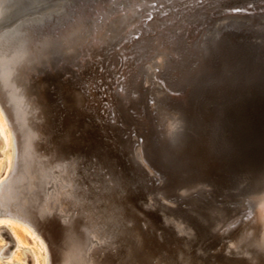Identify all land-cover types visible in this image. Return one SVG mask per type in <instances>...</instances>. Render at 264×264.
<instances>
[{"label": "water", "instance_id": "95a60500", "mask_svg": "<svg viewBox=\"0 0 264 264\" xmlns=\"http://www.w3.org/2000/svg\"><path fill=\"white\" fill-rule=\"evenodd\" d=\"M180 1H0L30 52L38 148L75 168L115 235L92 264H264V14ZM95 62L116 80L97 107ZM41 219L57 259L83 234L80 218Z\"/></svg>", "mask_w": 264, "mask_h": 264}, {"label": "bare ground", "instance_id": "6f19581e", "mask_svg": "<svg viewBox=\"0 0 264 264\" xmlns=\"http://www.w3.org/2000/svg\"><path fill=\"white\" fill-rule=\"evenodd\" d=\"M1 10L0 3V16ZM13 29L12 25L0 26V142L7 149L0 158V216L22 221L45 246L32 249L25 241L28 228L3 222L0 234L9 241L0 243V257L13 243L15 250L8 254L11 264L22 263L21 250L25 258L30 254L33 264H92L91 251L106 244L113 246L115 235L86 204L75 168L62 159H50L38 148L37 109L24 94L21 82L30 52L28 46L12 41ZM259 203L264 212V198ZM51 213L60 214L67 224L80 218L78 227L83 232L67 238L58 259L39 222Z\"/></svg>", "mask_w": 264, "mask_h": 264}, {"label": "rangeland", "instance_id": "374dc122", "mask_svg": "<svg viewBox=\"0 0 264 264\" xmlns=\"http://www.w3.org/2000/svg\"><path fill=\"white\" fill-rule=\"evenodd\" d=\"M1 1V0H0ZM12 2V0H11ZM187 2L184 0L183 2L180 1L179 3L175 4L174 7V11H176L177 13H181L183 11V8L185 6V8H187ZM230 5V6H228ZM239 6L242 5L244 6L243 8L247 9L246 12L248 13H253V12H262V14H264V0H232L228 3H223L222 7L228 8L231 6ZM254 7H257L256 9ZM255 10H254V9ZM87 58V57H84ZM83 58V59H84ZM93 67L95 68H91L88 71L83 72L82 74L85 76V80L89 83H91V85H93V83H97V87L99 88H90V90L87 92L88 94V101H90L95 107H97L98 103H109L110 102V92L112 91V89L115 86V77H110L107 75V73L105 72V69H112V65L107 66L106 68H104V66H101L98 62H95L93 64ZM3 113V112H2ZM5 124V132L9 131V127L6 123V121H4ZM7 149H4L1 142H0V158L2 159L1 154L6 152ZM1 169V167H0ZM5 216H0V226H2L1 223L5 222V223H9V224H17L18 226L21 228H25L27 229V232L29 233V235L27 234V236L25 237V241L27 246L32 247V249H41V247L44 245L45 243L43 241V239H41V237L39 235H37V233L35 231H31V229H29V227H26V225L24 223H22V221H19L13 217H5ZM4 220V221H3ZM16 222V223H15ZM31 236V237H30ZM33 237V238H32ZM9 241V238H5V234H0V243L1 244H5ZM9 249L7 251V253L3 254L2 257H0V264H11V262L9 261V257L8 254L9 252L13 250H15L14 248V244L10 243L9 244ZM14 247V248H13ZM6 251V250H4ZM23 250H21V254H22V260H21V264H33V258H30V254L29 256H27V258H25V256H23ZM41 255H44L43 253Z\"/></svg>", "mask_w": 264, "mask_h": 264}]
</instances>
